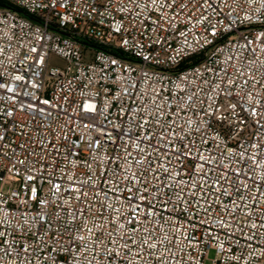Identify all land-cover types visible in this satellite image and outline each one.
Returning a JSON list of instances; mask_svg holds the SVG:
<instances>
[{
    "label": "built area",
    "instance_id": "1",
    "mask_svg": "<svg viewBox=\"0 0 264 264\" xmlns=\"http://www.w3.org/2000/svg\"><path fill=\"white\" fill-rule=\"evenodd\" d=\"M209 250L264 264V0H0V264Z\"/></svg>",
    "mask_w": 264,
    "mask_h": 264
},
{
    "label": "rangeland",
    "instance_id": "2",
    "mask_svg": "<svg viewBox=\"0 0 264 264\" xmlns=\"http://www.w3.org/2000/svg\"><path fill=\"white\" fill-rule=\"evenodd\" d=\"M63 60L58 58L57 56H52L50 59V65L51 66H62ZM215 258V251L209 250L207 259L205 260V264H212V260Z\"/></svg>",
    "mask_w": 264,
    "mask_h": 264
}]
</instances>
